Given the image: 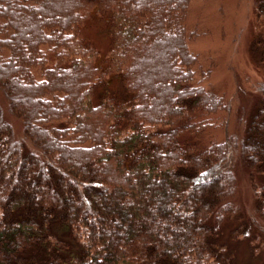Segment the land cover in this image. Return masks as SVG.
<instances>
[{
	"label": "trees",
	"instance_id": "16d2710c",
	"mask_svg": "<svg viewBox=\"0 0 264 264\" xmlns=\"http://www.w3.org/2000/svg\"><path fill=\"white\" fill-rule=\"evenodd\" d=\"M190 2L0 0V264H237L238 170L264 240V80L231 132Z\"/></svg>",
	"mask_w": 264,
	"mask_h": 264
},
{
	"label": "rangeland",
	"instance_id": "374dc122",
	"mask_svg": "<svg viewBox=\"0 0 264 264\" xmlns=\"http://www.w3.org/2000/svg\"><path fill=\"white\" fill-rule=\"evenodd\" d=\"M185 25L187 33L191 34L187 40L189 51L198 56V63L205 71L210 69L203 83L231 97L228 129L240 131L237 116L241 113L235 107L241 104L248 109L254 101L256 84L264 80V63L249 51L252 41H257L262 51L264 45V21L254 13V0H191ZM91 36L101 41L95 30ZM0 104L4 108L2 100ZM222 137L221 130L212 129L200 141L205 144L210 138L220 140ZM253 180L258 181L247 172L237 171L234 202L238 213L227 220L220 234V242L235 250L237 264H264V240L250 217L254 208ZM237 228L239 231L234 233ZM242 229H245L243 235Z\"/></svg>",
	"mask_w": 264,
	"mask_h": 264
}]
</instances>
